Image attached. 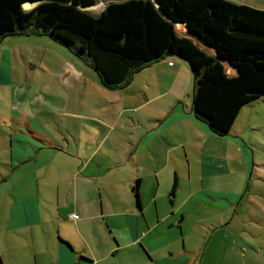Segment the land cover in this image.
<instances>
[{"label": "rangeland", "instance_id": "obj_1", "mask_svg": "<svg viewBox=\"0 0 264 264\" xmlns=\"http://www.w3.org/2000/svg\"><path fill=\"white\" fill-rule=\"evenodd\" d=\"M121 1L97 0L88 12L98 16L107 4ZM229 1L238 4L241 0ZM11 40L13 43L9 40L0 47V54L3 52L1 106H13L15 102L16 107L20 106L51 137L64 143L70 141L71 150L79 147L90 157L94 154V162L103 168L114 165L120 168L103 177L98 170L100 177L95 179L99 186L103 182L115 187L120 197L134 201L131 184L138 177L142 178L143 209L151 222L156 221L157 214L158 217L168 214L161 227L168 238L172 239L174 234L181 238L182 250L185 242L190 245L192 237L195 241L201 238L200 243L205 239L204 247L208 246L207 256L213 254L220 264H264V96L254 102L253 108L244 109L238 116L237 137L215 134L216 137L209 138L195 118H181L176 111L178 105L174 110L168 106L178 99L185 105L193 104L194 78L187 61L188 67L175 77L159 78L154 69L146 68L135 75L128 86L110 90L99 83L97 75L85 63L74 65V55L50 38L14 37ZM18 40L27 41L18 46ZM13 48L18 56L9 63L4 56ZM170 59L176 62L177 57ZM68 61L73 67L83 69L70 68ZM227 69L231 71L228 66ZM6 132L0 124V135ZM180 138L185 139L182 145L178 142ZM81 140L87 143L84 148ZM168 140H177L176 145ZM203 153L216 155L217 164L226 169L215 178L204 174L203 177L201 166L207 168L211 162L210 158L203 159ZM9 154L7 150L0 151V166L9 162ZM176 175L178 189L176 195L171 196ZM202 180L205 190L221 192L220 196L226 200L215 202L204 194ZM64 195L65 190L63 200ZM82 196L87 194L83 192ZM228 197L233 201L228 202ZM72 199L73 196H69L64 206H71ZM78 215L82 217L80 212ZM181 217H185L183 228L177 224ZM217 223L224 225L219 227ZM85 226V231L95 230L92 222H86ZM48 228L53 241L60 242L74 255L75 251L59 240L60 237L66 241L60 235V228L53 224ZM104 230L108 240L117 245L116 236ZM238 239L239 247L247 242L257 247L241 255L235 249ZM50 241L48 236L37 240L39 245L46 244L48 253L45 260L38 257L41 264H53L47 248ZM31 257L30 263L37 264L36 258ZM0 260V264H4L1 257ZM9 264L18 263L10 258ZM101 264H156V261L148 249L140 246L117 251ZM180 264H183L182 258ZM204 264H211L207 257Z\"/></svg>", "mask_w": 264, "mask_h": 264}, {"label": "trees", "instance_id": "obj_2", "mask_svg": "<svg viewBox=\"0 0 264 264\" xmlns=\"http://www.w3.org/2000/svg\"><path fill=\"white\" fill-rule=\"evenodd\" d=\"M96 3L0 0V43L48 37L110 90L128 86L153 64L180 58L194 78V117L218 136L230 135L242 110L264 96V10L229 0H123L94 16L88 10ZM140 187L136 179L139 209ZM177 189L175 177L171 196Z\"/></svg>", "mask_w": 264, "mask_h": 264}, {"label": "crops", "instance_id": "obj_3", "mask_svg": "<svg viewBox=\"0 0 264 264\" xmlns=\"http://www.w3.org/2000/svg\"><path fill=\"white\" fill-rule=\"evenodd\" d=\"M238 4L264 10V0H241ZM14 37L27 40L40 38L39 36L8 37L0 43V47L9 40V43H13L11 39ZM27 40H18V46ZM17 56L16 48H13L4 57L10 63L11 60L13 62V57ZM2 59L3 52L0 54V69ZM73 61L74 65L81 63L76 57ZM68 65L75 70L83 69L82 66L73 67L69 61ZM186 67H188L186 62L177 58L176 62L166 59L151 65L148 69H154L159 78L169 79L177 76L178 72L181 69L185 70ZM173 102H170L168 106L174 110L178 105L176 111L179 117L195 118L192 105H185L179 99L176 103ZM248 107L254 106L251 104L244 109ZM195 121L209 138L216 137L208 125L196 118ZM0 124L7 130L4 135H0L2 141L0 151L7 150L10 153L9 162L5 161V164L0 166V257L4 264H9L10 258L18 264H31L33 259L31 255L36 258L37 264H41L37 261L38 257L41 256L45 260V255L48 253L45 252L46 244L39 245L37 240L44 236L52 240L48 242L47 248L53 264H101L105 258L115 255L117 251L140 246L149 250L156 264L164 262L170 264V261L180 264L181 258L183 264H204L206 257L211 264H220L213 254L207 256L208 246L204 247L205 239L203 243H200L201 238L195 241L192 237L191 240L195 242L192 244L190 241V245L185 242L184 250H182L181 238L178 235H172V239L165 236L161 225L168 218V214L159 217L157 214L156 221L151 222L143 209L141 196L139 209L133 191L134 201L131 202L129 199L120 197L115 187L107 186L103 182L102 186H99L95 181L97 177H100L97 171L99 170L103 177L111 171L120 169L116 168V165L103 168L102 165L94 162V154L90 157L83 149L80 151L79 147L71 150L70 141L64 143L63 140L51 137L41 125L27 116L20 106L16 107L15 102L13 106L0 104ZM228 136L229 138L237 137L235 125ZM183 141L185 139L180 138L178 142L182 145ZM168 142L176 145L177 140H168ZM81 143L82 148L87 144L84 140H81ZM215 157L216 155L203 153V159L210 158L211 162L207 168L201 166L202 176L204 174L205 177L215 178L226 169L221 164H217ZM176 177L178 178L177 175ZM137 179H140L142 184L143 179L139 177ZM135 181L132 182L131 189ZM202 183L204 194L210 195L215 202L226 200L220 196L221 192L205 190L203 180ZM63 190H65L64 200ZM83 192L87 194L86 197L82 196ZM69 196H73L71 206H64L65 202L69 201ZM228 198V202L233 201L230 197ZM232 205L233 203H230V206ZM78 212L82 214V217L80 216L78 220L73 219V215H78ZM86 222L94 224L93 232L85 231ZM184 222L185 217H181L177 224L183 228ZM49 224L60 228V235L66 240L65 242L71 243L70 248L75 251L74 255L60 242L53 241L48 228ZM223 225L217 223L219 227ZM104 229L110 235L116 236L114 240L117 245L112 240H108ZM226 236L228 237V234ZM212 239L213 236L211 241ZM36 244L39 246L38 251ZM238 244L239 239L235 249L239 250L241 255L246 254L245 250L253 246L257 247L252 242H247L241 247ZM82 257L89 259L90 262Z\"/></svg>", "mask_w": 264, "mask_h": 264}, {"label": "built area", "instance_id": "obj_4", "mask_svg": "<svg viewBox=\"0 0 264 264\" xmlns=\"http://www.w3.org/2000/svg\"><path fill=\"white\" fill-rule=\"evenodd\" d=\"M73 219L78 220L79 219V216L75 214V215H73Z\"/></svg>", "mask_w": 264, "mask_h": 264}]
</instances>
